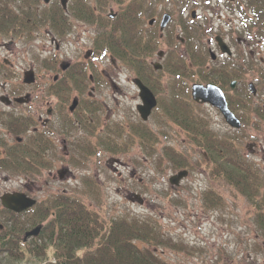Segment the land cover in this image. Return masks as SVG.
Wrapping results in <instances>:
<instances>
[{
	"label": "rangeland",
	"instance_id": "obj_1",
	"mask_svg": "<svg viewBox=\"0 0 264 264\" xmlns=\"http://www.w3.org/2000/svg\"><path fill=\"white\" fill-rule=\"evenodd\" d=\"M41 1L39 8L44 9L46 6ZM86 1L91 3L92 9L99 6L97 0ZM127 2L132 10V3L129 0ZM146 2L151 7H147L150 10L143 16L144 23L152 22V17L169 13L172 15V26L176 27L177 31L181 21H185L193 28L201 29L203 32L201 40L204 45L216 32L221 34L220 31H216L220 25L218 13L220 19L225 22L224 32L228 35L241 36L237 28L243 27L244 19L241 18L243 15L239 10L241 5L239 0L234 2L235 5L230 4L229 0H146ZM206 2L209 4L207 5ZM102 6L104 9L101 11L105 14H109L111 10L116 13L120 8L115 0H105ZM193 9L197 10L195 19L191 17ZM241 9L244 13H248L245 6L242 5ZM97 10L100 11L99 7ZM126 11L127 9L124 13ZM140 22L143 23V20L140 19ZM74 24L77 25L78 22L75 21ZM144 26L149 28L148 25ZM79 29L81 31L77 30V27L73 29L68 39L61 43L59 50L51 42L46 27L29 38L0 36V62L4 63V58L9 60L7 66L0 64V93L9 89L19 90L22 94L31 92L34 97L32 105L37 106L42 90L52 86L53 78L58 73L56 69L45 67L42 60L51 56L61 57L57 66L59 67L62 62L75 61L91 47V38L97 30L96 27L91 24ZM254 39L252 37V44L256 43ZM159 49H170V52H175L172 54L175 57L177 54L187 57L182 46L173 48L162 43ZM243 49L245 48L242 46H234L235 57L227 61L232 65L230 71L237 68L233 67V62H239L235 53H240ZM261 55L264 58V53ZM204 56L208 60L206 67L222 66L223 61L227 63L225 59L213 62L207 54ZM95 64L99 73L109 67L108 63L102 61H96ZM251 66L255 67L260 75L264 73L263 64L253 61ZM30 68L35 70L36 82L22 85L24 71ZM201 73L206 75L208 72L201 71ZM251 74H253L251 77L248 75L244 79L246 83L249 80L255 82L259 90L257 100L252 99V101L254 104H262L264 80L257 74L252 72ZM135 76L133 68L129 65H120L114 77L121 84L123 92L117 94L109 84L105 83L97 92V98L100 101L104 100L105 105L113 111L111 118L108 117L107 126L120 128L119 134L109 128L107 135L114 143L110 146L117 148L118 151H106L102 148L101 151L93 154L96 155L95 157L88 153L86 155L77 152L74 160L70 161L72 173L63 179L59 178L55 168L52 170L53 174H50L48 168L33 173L9 174L0 171V197L4 193L16 190L25 191L38 200H47L52 195L66 190L69 194L82 199L105 219L124 217L129 220L134 218L148 220L154 223L163 237L169 239L171 243L147 245L153 250L156 248V254L169 264H264V238L247 198L231 187L226 180L211 178L209 166L203 161L201 149L184 131L173 124V120L160 106L154 109L147 121L141 119L136 108L140 98L138 88L133 82ZM156 79L165 87L174 77L164 69ZM161 91L162 96L164 91ZM226 92L231 94V90ZM188 99L192 103V99ZM1 108L6 107L0 104V110ZM192 108L193 114L206 120L210 129L218 136L234 137L243 153L264 173V128L255 124L257 117L254 113H251L248 122L244 119L240 131H236L228 126L221 113L214 107L192 103ZM25 109L28 112L32 111L30 107ZM139 129L145 133L149 132L153 140L147 141L146 138H141ZM0 137L10 140L3 127H0ZM91 140L93 143L97 142L92 136ZM168 148H174L182 153L185 157L180 159L187 163V166L175 165L165 155ZM112 158L121 161V164L118 162L115 165L120 175L110 165ZM66 163L68 162H60L58 166ZM183 168L188 169L190 173L178 186H172L169 178ZM132 171L135 172L133 176ZM87 177L99 183L93 192L86 189ZM211 189L221 195L222 204L212 207L206 205L204 197ZM134 193L143 198L142 203L137 202L138 197H134L132 195ZM137 244L143 246L140 241H137ZM47 261V259L35 260L26 255L17 264H41Z\"/></svg>",
	"mask_w": 264,
	"mask_h": 264
},
{
	"label": "trees",
	"instance_id": "obj_2",
	"mask_svg": "<svg viewBox=\"0 0 264 264\" xmlns=\"http://www.w3.org/2000/svg\"><path fill=\"white\" fill-rule=\"evenodd\" d=\"M40 1L0 0V36L18 38L24 33L30 34L32 30L50 27L49 24L53 16L48 11L52 9L63 11V8L56 0L54 4L40 9ZM97 1L99 2L97 8L104 9L102 3L105 0ZM243 1L254 16L253 26L249 28V31L255 29L256 36L263 37L264 0ZM69 8L92 10L86 0H78ZM141 15L140 11L133 12L128 7L120 17L121 24L118 26L120 30L114 28V31L109 33L114 39L112 42L116 47H128V50L124 52L125 58L131 63L129 66L138 73L146 72L147 65L143 64V61L138 66L134 64L133 60L148 53L149 49L153 50L157 47V37L151 34L148 42L143 41L139 30L136 29ZM51 24L54 22L52 21ZM185 28V47L190 62L188 63L182 56H172L174 52L169 51L170 57L165 65V70L172 74L174 79L169 86L172 89L170 98L167 101L165 98L163 100L164 105L167 106L166 114L181 126L192 141L207 154L211 178L226 180L231 187L247 198L264 238L263 171L243 153L234 137L218 136L209 128L204 119L193 114L192 103L194 102L191 103L188 99L190 98L189 93L187 98H184L175 90L187 88L189 80L192 82L208 80L223 86L229 84L230 79L245 73V71L243 69L230 71L225 64L203 75L201 71L205 68V56L199 45L196 44L201 38V31L188 24ZM44 64L47 65V62ZM135 65L138 67L135 68ZM138 68H143V70ZM81 71L82 67L76 72ZM145 80L147 79L145 78ZM157 83L158 90L164 91L161 82ZM159 91L156 90V92ZM248 101L239 98L237 103L240 107L248 109L250 106ZM232 102L229 104L234 109ZM251 110L256 111L260 120L255 124L263 129L264 108L255 110L251 107ZM141 132L147 141L152 138L149 132L145 133L142 130ZM165 155L175 165L187 166V163L185 164L179 159L182 155L174 149L168 148ZM0 166L3 170L13 174L38 172L34 157L20 151L19 155L9 153L5 159L0 158ZM204 200L208 207L218 206L223 201L221 195L213 190L206 192ZM44 201L47 204H43ZM34 209L32 215L16 214L3 208L0 204V221L4 224V228L0 230V264H17L26 255L39 261L48 260L41 264H169L150 246L155 244L170 245L171 242L163 237L162 232L154 223L148 220L137 218L129 220L124 217L105 219L98 212L89 209L76 195L65 193L39 201ZM45 219H48V222L44 227V237L40 240L37 237L23 242L24 232ZM137 241L142 242L143 246H139Z\"/></svg>",
	"mask_w": 264,
	"mask_h": 264
},
{
	"label": "flooded vegetation",
	"instance_id": "obj_3",
	"mask_svg": "<svg viewBox=\"0 0 264 264\" xmlns=\"http://www.w3.org/2000/svg\"><path fill=\"white\" fill-rule=\"evenodd\" d=\"M129 1L132 3L133 12L140 11L142 14L141 19L143 20V23L138 22L136 24V29L139 30L143 41L148 42L151 38V34L152 36L157 37V47L155 49H149L148 53L143 56H138L133 60L134 64H137L138 66L143 61V64L147 65V71L142 73H138L133 68V71L136 74L133 82L136 85L135 80L138 78L149 89H151L157 99L156 107L160 106L164 113H166L167 106L164 105L163 100L165 98V100L167 101L168 98H170L172 89L169 87L170 84H167V87H165L164 89L163 95H160L161 93L157 88L158 83H156L157 81H159L156 78L160 73L155 70V65L161 64V68H165L168 58L170 57V55H168L170 49L160 50L159 48L162 43H164L165 45L168 44L173 48L182 46L187 54L188 51L186 47H183V45H185L186 43L185 27L188 23H186L185 21H181L178 31L176 30V27L172 26L171 21H169V23L163 29H161L160 24L162 16L152 17V23H144L145 18H143V16L150 10V8H147L150 6V4H148L146 0ZM55 2L56 0H49L46 5H52ZM58 2L61 5L60 0H58ZM74 2H78V0H69L67 8L65 9L62 7L63 11L58 9H52L48 11V13L53 16V18L50 21V27H46L47 34L51 37V42L55 44L56 49L59 50L61 43H64L65 40L68 39L74 28L77 27V30L81 31L79 27L91 26V24H93L97 30H95L96 32H94V35L91 38V47L88 48L83 56H80L73 62H62L60 63L59 67L57 66L60 62L61 57L51 56L42 60L43 64L45 63V61L47 62V65H45V67L51 70L56 69L58 73L53 78L52 86L48 89L42 90V96L38 100L37 106L32 105L34 97L31 92L22 94V92H20L19 90L9 89L7 91L3 90L0 93V104H3L7 108H1L0 110V127H3L5 129L6 135L10 137V140L4 137H0V158L5 159L9 156V153H16L19 155V151L26 153L27 155H32L37 162L38 172H41V170L48 168L50 174H53L52 170L53 168H55L60 179H63L64 177L69 176L72 173V170L70 168V161L74 160L77 152H79L80 154L88 153L92 157H95L96 155L93 154H95L96 151H101L102 148H104L103 150L106 151H118L117 148L110 146L114 143L110 138L107 137V135L109 128H111V130L113 129L118 134L121 133L120 128L119 126L113 128L111 126H107V120H109L108 117L111 118V112L113 111L107 105H105L104 100L100 101L97 98V92L98 88H100L103 83H105L109 84V86H111L117 94H121L123 92L122 88L120 87L121 84L115 79L114 74L116 73L120 65L131 64L124 55V52L128 50V47H116L114 45L115 43L112 42L114 39L109 35L110 32L114 31V28L116 30H120L118 28V26L121 24L120 17L122 16L123 11L130 7L127 4V0H116L117 5H119L120 8L116 13L111 10L109 14L103 13V11H101L103 9H101L100 12L99 10H97V6H95V9L92 10L69 8V6ZM89 5H91V3H89ZM220 18L221 17L218 14V22L220 25L218 28H216V31H220L221 34L216 32L211 39H208L205 46L207 47L208 51L212 48L217 53V57L210 60L214 62L217 60L225 59L227 62L228 60L231 61L232 57H235L234 55L227 56L226 54L221 53L220 48L215 40V37L217 35H221L232 50H234V46H242L243 48H245L240 53H235V55H237V57L239 58V62H233V67L236 66L238 70H241L243 68V64L245 63V69L248 70L246 73H244L246 77H248V75L251 77V75H253L251 74L252 72L259 75L260 79L263 78L262 75L259 74L258 70H256L255 67L251 66V63H253V61H257L258 63L264 65V58H262V55L259 56V54L261 53L260 50H256V47L258 46H256V44L254 43H251L252 41L250 40V37L247 36L246 30H243L240 27H238L237 29L239 32H243L244 35L241 34V36H234L235 34L228 35L227 33H225L223 29V24H225V22ZM91 19H93V21ZM52 21L54 22V24H51ZM75 21L78 22L77 25L74 24ZM143 25H148L149 28H147V26L143 27ZM43 28L44 27L32 30L30 31V34L24 33L21 37L29 38L31 35H35V32H40ZM258 45H261V49H264V42H259ZM218 55H220V57H218ZM179 56H182V54H180ZM3 61L4 63L0 62V64H2V66H7L6 64L9 63V60L7 58H4ZM96 61H102L106 64L108 63L109 67L100 71L99 73L95 64ZM207 62L208 60H206V63ZM224 63L225 62L223 61V65L227 64L228 62L225 64ZM138 66L135 65V68ZM80 67H82V71L77 73L76 71ZM230 67H232L231 63H229L228 69ZM30 69L34 70V68ZM27 70L24 71L23 78ZM139 70H143V68ZM34 74L36 79L37 77L35 70ZM145 78L147 80H145ZM233 81H235L236 84L232 88L231 84ZM201 82L209 83L210 81L203 80ZM24 84L31 85L24 83L23 81L22 85ZM220 87L227 95L228 103H231L233 101L232 103L235 107L234 110L237 114L240 115L239 118L242 122H244V119L247 121V119L251 117V113H254L255 117H257L258 121L260 122L256 111H249L250 109L242 108L237 103L239 101V98L245 97L246 100L251 99V95L248 94V87L240 81V78L234 77L230 79L229 84H224ZM156 90L159 92H156ZM175 90L180 96L187 98L188 93H190L189 83L187 88ZM226 90H231V94H227ZM138 96L140 98V102L137 103L136 108L138 114L140 115L138 110V106L141 103L139 88ZM256 97L257 95L253 96L254 100L256 99ZM18 98H23L24 101H19ZM195 105L210 104L195 103ZM260 106L264 108V103H256L255 110L262 108ZM28 107L31 108V112H28L25 109ZM156 107L152 109L151 114ZM243 112H246L247 115H245V113L243 114ZM172 122L180 130L186 133V131L181 128L175 121ZM77 131L80 132L77 133ZM139 132L141 138H144L141 135V129H139ZM91 136L93 140L97 141L96 143L92 142ZM151 140H153V138H151L149 141ZM60 162L68 163H66V165L58 166ZM110 162H112V164L110 163L112 169L115 172H118V174L120 175L121 173L118 171V167H116L115 165L118 162V164H121V161L116 158H112ZM0 171L5 170H3V168L0 166ZM8 173L13 174L12 172ZM61 173L63 174L62 177ZM131 175H135V172L132 171ZM92 180L93 179L89 177L85 179L86 189L89 190L92 188L90 186V183H92L93 186L94 181ZM95 183L96 185L99 184L98 181H96ZM12 192L27 193L25 191L16 190ZM62 192L65 193L66 190ZM40 201L43 200L40 199ZM43 204L47 203L44 201ZM36 205L37 203L35 204V206ZM35 206L26 211L27 215H32L34 213ZM45 221L46 220H42V222L40 223L42 224V227L37 235L39 239L44 237L43 227Z\"/></svg>",
	"mask_w": 264,
	"mask_h": 264
},
{
	"label": "water",
	"instance_id": "obj_4",
	"mask_svg": "<svg viewBox=\"0 0 264 264\" xmlns=\"http://www.w3.org/2000/svg\"><path fill=\"white\" fill-rule=\"evenodd\" d=\"M46 3L49 2V0H44ZM62 7L67 8L68 0H60ZM193 16H195V12H193ZM171 16L169 14H164L162 21H161V29L165 27V25L170 20ZM153 22V21H152ZM151 22V23H152ZM217 41L221 47L222 52H225L227 54H231V50L229 47L225 44L223 39L221 37H217ZM212 56L214 54L212 53ZM156 69L161 68V64L155 65ZM35 82V74L33 70H28L25 72L24 75V83L31 84ZM137 86L140 90V97L142 100V103L138 106L139 113L141 117L144 120H147L149 115L151 114L152 109L156 106L157 100L155 98V95L153 92L140 80H135ZM234 85V83L232 84ZM253 92H255L254 87L252 86ZM192 97L197 102L202 103H210L211 105L217 107L225 121L232 127L239 128L241 126L240 120L237 118V116L229 109L227 100L225 98V95L223 91L217 87L214 84H207L203 85L200 83H194L192 85ZM19 101H24L23 98H18ZM187 175V171H180L177 174L173 175L170 178V182L172 185H178L180 180ZM63 174L61 173V177ZM138 200L141 202V200L138 197ZM2 204L5 208L13 210L15 212H21L23 210L28 209L29 207L33 206L36 202L35 199L28 197L23 192H8L1 196ZM40 228L37 227L29 232L26 233L25 238H28L32 235H37L39 233Z\"/></svg>",
	"mask_w": 264,
	"mask_h": 264
}]
</instances>
